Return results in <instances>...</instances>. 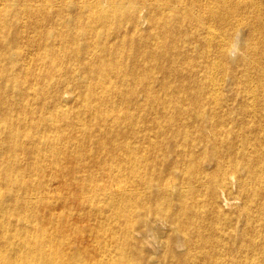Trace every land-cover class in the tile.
Wrapping results in <instances>:
<instances>
[{
    "label": "bare ground",
    "instance_id": "6f19581e",
    "mask_svg": "<svg viewBox=\"0 0 264 264\" xmlns=\"http://www.w3.org/2000/svg\"><path fill=\"white\" fill-rule=\"evenodd\" d=\"M0 264H264V0H0Z\"/></svg>",
    "mask_w": 264,
    "mask_h": 264
}]
</instances>
